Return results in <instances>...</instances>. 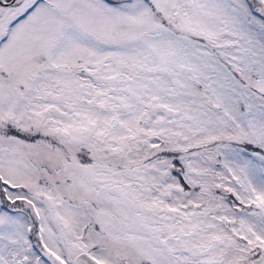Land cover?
Masks as SVG:
<instances>
[{
	"label": "snow or ice",
	"instance_id": "obj_1",
	"mask_svg": "<svg viewBox=\"0 0 264 264\" xmlns=\"http://www.w3.org/2000/svg\"><path fill=\"white\" fill-rule=\"evenodd\" d=\"M0 264H264V0H0Z\"/></svg>",
	"mask_w": 264,
	"mask_h": 264
}]
</instances>
